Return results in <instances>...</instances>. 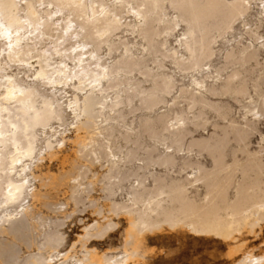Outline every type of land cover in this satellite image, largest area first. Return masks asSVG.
<instances>
[{
    "label": "bare ground",
    "instance_id": "bare-ground-1",
    "mask_svg": "<svg viewBox=\"0 0 264 264\" xmlns=\"http://www.w3.org/2000/svg\"><path fill=\"white\" fill-rule=\"evenodd\" d=\"M109 1L0 0V264H149L150 239L172 231L232 246L230 264H264V252L244 250L240 240L264 228V0H141L128 12L147 53L137 60L124 44L112 63L100 51L106 45L111 55L115 33L132 27L120 18L132 2ZM166 6L178 15L164 32L182 25L184 33L162 58L200 74L191 118L158 113L175 80L143 66L159 48L154 29ZM249 17L245 33L229 39L234 21ZM221 41L233 43L217 66ZM32 59V78L12 70L35 67ZM134 72L144 79L133 80ZM211 112L219 120L214 131L196 137ZM69 117L71 134L57 130ZM145 135L153 145L145 147ZM54 162L59 173L49 169ZM98 164L105 172L92 170ZM156 165L165 173L152 171ZM89 210L94 218L77 219L81 232L69 242L64 226ZM118 231V249L96 246Z\"/></svg>",
    "mask_w": 264,
    "mask_h": 264
},
{
    "label": "rangeland",
    "instance_id": "rangeland-1",
    "mask_svg": "<svg viewBox=\"0 0 264 264\" xmlns=\"http://www.w3.org/2000/svg\"><path fill=\"white\" fill-rule=\"evenodd\" d=\"M101 2L105 6H107L108 4L109 5L111 4L110 3L111 1H109V0H101ZM131 2L132 3L130 4V6L128 4L123 9L120 18H121L122 23L131 24L132 27L129 25V27H131V28H129V29L126 28V30L124 28L120 32L115 33L116 35H114L112 38L113 42L115 43L113 46L114 51L112 52L111 55L109 54L110 52L107 51L108 47L106 45H103L102 50L100 51V54L103 55V60L108 61V63H112L114 60L117 59V57H119L120 53L123 51L124 44L128 45V47L131 50L129 54L132 53L137 60H141L143 58V56L147 53V51L145 50L146 48L143 49V46L144 47L147 46L146 40L143 41V38L141 36L139 37L138 33H134V34L131 33L132 30L135 29L133 26L137 25V22H139V20H136L135 18H133V15L128 12V10L130 9V7L132 5L134 7H138V5H140V3H141V0L140 1L139 0H131ZM136 3H138V4H136ZM52 5H54V4L49 5V7H50L49 9H53L52 11H55V9H54L55 6H52ZM140 8H143V7H140ZM169 8H171V7L166 6L164 12L162 13V16H163V14L164 15L168 14L166 16H163V22L160 23L162 25H160L157 22H154V25H155V23H157L160 26L157 28L156 26H158V25L156 24L154 30H156V31L158 30V31H160V33L157 31L159 34L158 33L156 34L155 33L156 31L155 32L153 31V34L155 33L154 35L158 36V37H156V40H154L155 36L152 35L153 40L156 43V44L155 43H153V44H154V46H156V48L159 47L158 49L160 51L158 49H156L157 53H155V56H152L150 58L147 57L146 59H144L143 66L147 67L146 69L151 70L152 73H157V72L163 71L168 76H170L173 80H175V81H173V82H175V84H174L175 88H173V90L171 91V94L166 95V101L162 104H159V106H157L156 110H158V113H165V112L169 111V112H171L172 118H174V116L177 112H183V113L185 112L184 117L191 118L193 114L191 113V110H190V98L193 95V93L195 92V86L192 85L193 78L196 76L199 77L200 74H199V70H193L192 71L191 69H187L188 70V71L186 70L187 72L186 71L181 72L177 68V66L174 63H172L171 58H167V59L162 58V55L164 53H171L172 52V49L177 46L176 40L178 39V37L181 36L182 33H184V31L182 30L183 29L182 25L175 26L173 28V30H170L168 32H164V27L166 24L165 21L170 20V19H175L178 15L177 12L172 10V8H171V10H169ZM255 12H256V9L253 11V14H255ZM58 15L61 16L60 14H58ZM250 19H251V17L245 18V19L243 18V20L242 19L236 20L237 22L234 21V23H233L234 29L231 30L234 33L232 35H228V38L232 39L233 36L238 37L239 34H241V33L244 34L245 30H244L242 23L243 22L245 23L246 21L248 22ZM151 26L154 27L153 24ZM161 26H162V28H161ZM160 28L163 29V31L159 30ZM136 29H137V27H136ZM259 33H260V35H264V27H262L259 30ZM146 37H148V35H146ZM71 40L66 44V46L69 49V52L72 51L71 46L73 44H75L77 38H75V36H73ZM231 43H233V41L230 43L227 41H221L220 43L217 44V46H216L217 47V58L214 61L215 65L218 66V64H219V66H223V64H224L223 54L227 50V48H229ZM48 45L53 46L50 43V41H49ZM219 47H220V49H219ZM157 50L159 51V53ZM175 57L178 58L179 60L183 61L185 64L189 62L187 56H183L182 53L177 54ZM158 60H161V61L164 60L162 68H159L156 65ZM35 61H36V59L31 60L32 64L33 63L35 64V67H33V68L31 67V69H29L30 68L29 66L25 67V68L20 67L21 68L20 69V68H18L17 65H12V70L14 72L21 71L20 76L24 77L25 79L26 78L30 79L33 77V72H34V69L36 68V65H37ZM67 61L70 65H73L76 62L74 60H68V59H67ZM154 62H156V63H154ZM207 63L208 62H203L202 63L203 66L201 64V67L203 69L207 68V65H206ZM17 68H18V70H17ZM229 71H230V68H229ZM27 72H29V73H27ZM132 76H133V80H135V81L144 79V77L141 74H139L138 72H134ZM134 77H135V79H134ZM142 85L144 86L143 87L144 89L146 87L148 89H150V87H151L150 86L151 83L147 82V81L143 82ZM147 88L145 90H147ZM41 90L43 91L44 88H41ZM181 90H184L183 94H181ZM70 91L72 92V89H70ZM223 100H228V99L223 98ZM229 101L232 105H234L235 108H238V109L240 108L241 112H244V109L242 108V106H240L239 104H237L233 100H229ZM137 104H139V103H137ZM141 114L146 115V116L150 115V113H148V112H142V111L137 112V116L141 115ZM153 115L155 116L154 113H152V116ZM211 116H214V114L212 112L208 114V119L210 122L206 125V130L201 129V130L195 132L194 135L196 137H201L202 135L207 136L208 134H210L211 132L214 131V124L219 122V120L216 118V116H214V117H211ZM132 118H133L132 115H128V121H132ZM136 118H137L136 120L138 121V117H136ZM172 120L170 123L174 124L175 121H172ZM170 123L168 124L169 126L171 125ZM70 124H71V126H70ZM72 124H73V119L69 117L66 121L65 127H58V124L57 125L54 124V126L57 128V130H61V131L66 130L67 134H71L72 126H73ZM260 129H261V131L264 132V123H262L260 125ZM143 140L145 141V142L143 141L145 147H148L147 145H150V144L153 145V142L147 137V135L144 136ZM258 140H260V137L258 135H255L253 138V145H252L253 149L256 148V142ZM206 157H207V155H206ZM56 164H57V162H54L49 167V169L51 171L53 170L52 171L53 173H59L60 172V169H58L59 164H57V166H56ZM101 164H106V162L104 160H102ZM101 164L96 165L95 167L92 168V170H94V172L98 171V173H100V174L105 172V170H106L105 168L99 167V166H101ZM158 168H159V166L156 165L155 167L152 168V171L153 170L156 172L160 171L159 173L162 172V174L165 173V170L163 168H161V167H160V169H158ZM172 175L174 177H181V176H185V173L179 174L176 171V172L172 173ZM89 176H91V174H89ZM62 189H63L62 192L68 190L66 187H63ZM97 194L99 196L100 193H97ZM61 197L63 198V195H61ZM81 208H83V207H81ZM44 212L47 215L52 214L46 210ZM90 212H91L90 210L87 212L86 211L85 212H79V213H77V215L73 219L68 220L67 224L64 227H65V231H67L69 242L76 239V234L81 232L82 223L79 221L80 218L85 219L86 222H89L94 218ZM77 219H79V220H77ZM179 232H181V233H179ZM183 232L184 231H172V232H167L163 236H159V235H158V237L153 236L149 242V247L153 251V254H152V257L150 259L149 264H230L229 260L227 258V253H228L230 247H232V246H230V245H228L222 241L212 239L210 237L197 238V237H194L192 234H189L188 232H184V233ZM187 233H188V235H187ZM120 234H121V231L113 233L107 240L96 243V246L100 250H104V249L105 250H108V249L113 250L115 248L118 249L121 245ZM166 236H168V237H166ZM108 240H110V241H108ZM240 240H243L245 242V245L243 248L244 250H247V249L250 250L251 249L256 254H258V253L260 254L261 252L262 253L264 252V243H263L264 242V228L262 229L261 232H260V229H258L255 233L244 234L243 236L240 237ZM112 247H113V249H111Z\"/></svg>",
    "mask_w": 264,
    "mask_h": 264
}]
</instances>
